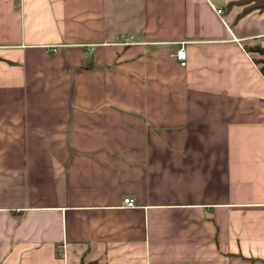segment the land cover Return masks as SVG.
<instances>
[{
    "label": "crops",
    "instance_id": "0c3cea01",
    "mask_svg": "<svg viewBox=\"0 0 264 264\" xmlns=\"http://www.w3.org/2000/svg\"><path fill=\"white\" fill-rule=\"evenodd\" d=\"M232 1L0 0V264H264V13Z\"/></svg>",
    "mask_w": 264,
    "mask_h": 264
},
{
    "label": "trees",
    "instance_id": "16d2710c",
    "mask_svg": "<svg viewBox=\"0 0 264 264\" xmlns=\"http://www.w3.org/2000/svg\"><path fill=\"white\" fill-rule=\"evenodd\" d=\"M243 6L242 11L237 16L238 18L250 12L264 13V0H235L228 3L230 6ZM246 52L256 55L253 58L254 63L259 65L260 70L264 71V46L259 44H254L251 46H245Z\"/></svg>",
    "mask_w": 264,
    "mask_h": 264
},
{
    "label": "built area",
    "instance_id": "2783aa9c",
    "mask_svg": "<svg viewBox=\"0 0 264 264\" xmlns=\"http://www.w3.org/2000/svg\"><path fill=\"white\" fill-rule=\"evenodd\" d=\"M218 13H220L218 11ZM261 45H264V40L260 41ZM175 58L177 61H179V64L181 67L185 66V58H186V54L185 51L183 49H179L176 53H175ZM123 204L128 207V208H132L134 206V202L132 199L130 198H124L123 199Z\"/></svg>",
    "mask_w": 264,
    "mask_h": 264
}]
</instances>
